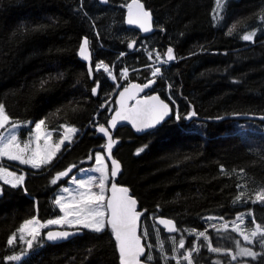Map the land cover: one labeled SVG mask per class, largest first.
Wrapping results in <instances>:
<instances>
[{
  "label": "trees",
  "instance_id": "obj_1",
  "mask_svg": "<svg viewBox=\"0 0 264 264\" xmlns=\"http://www.w3.org/2000/svg\"><path fill=\"white\" fill-rule=\"evenodd\" d=\"M129 1L0 0V104L12 120L43 119L54 130L63 124L79 128L73 142L40 170L3 160L27 175L15 188L0 181V264H120L110 228L97 233L76 227L83 233L58 243L49 242L44 229L31 249L18 238L12 245L7 241L34 217L43 223L62 214L56 194L69 177L56 184L52 179L71 165L78 170L94 163L105 145L97 126L107 125L116 109L117 83L96 65L102 61L116 73L125 65L145 66L146 56L132 51L142 39L165 57L167 48L173 49L176 59L163 65L157 86L173 113L181 115L179 121L166 120L159 131L139 134L122 125L115 134L121 138L115 156L123 166L118 181L146 210L141 222L148 230L146 255L156 252L150 262L163 264L156 249L163 243L164 256L182 257L166 264H188L183 257L199 232L210 238L211 247L228 241L209 227L213 218L232 220L253 211L264 227V201L256 200L264 192V120L235 117L264 116V0H225L219 21L213 19L216 0H142L155 17L156 30L147 37L126 26ZM251 31L254 40L244 41L242 35ZM84 37L93 50V78L78 54ZM193 110L197 117L188 122L184 117ZM158 215L176 221L175 243L156 223ZM198 243L192 264L214 259L208 240Z\"/></svg>",
  "mask_w": 264,
  "mask_h": 264
},
{
  "label": "snow or ice",
  "instance_id": "obj_2",
  "mask_svg": "<svg viewBox=\"0 0 264 264\" xmlns=\"http://www.w3.org/2000/svg\"><path fill=\"white\" fill-rule=\"evenodd\" d=\"M127 8V23L129 25L138 26L143 32L148 33L153 30L152 28V14L149 10L145 9L141 0H131L130 3L125 5ZM223 8V0H216V8L214 9L215 15L214 20L219 21L222 19L220 16V10ZM264 19V17H262ZM234 28V26H233ZM163 30V29H161ZM232 28L229 29V34L232 33ZM256 36L255 31L248 32L242 35L244 41H253ZM129 47H135V41H133ZM78 54L83 60L90 61L91 53L89 52V40L87 37L82 39V44L78 49ZM123 55V54H121ZM153 53L148 52V58H152ZM157 56L159 54L157 53ZM167 60L163 63H168L176 59L173 49L171 47L166 50ZM151 67V66H149ZM103 69L104 72L108 73L109 76H112V73L109 71V68L102 61L96 65V70ZM91 66H89V72L91 73ZM161 73L159 67H154L151 72L152 77H156ZM128 72L127 69H124L121 72V76L127 78ZM115 79V77H112ZM163 77L161 76V79ZM155 83L154 79H150L147 83L140 84H130L128 87H125L122 92L119 93V104L120 108L115 112V115L110 120L111 128L115 129L118 121H130L137 131H142L144 129H156L159 131L158 126L163 127L166 117L173 118L175 121L181 119L180 113L177 111L173 113L172 109L169 107V104L164 100L160 99L157 95H146L143 99H136L138 93L143 92L145 88H149L152 84ZM99 87L97 83L96 88H93V94H96V90ZM170 87V86H169ZM136 100L135 105L129 107L127 101ZM197 113L193 110L190 114L186 115L185 119H191L196 116ZM11 118L6 112L5 106L0 104V129H4V133H0V158H6L8 161H18L21 164L30 165L32 168L39 169L44 165H48L55 158L56 153L60 151L61 146L65 144V141H71V136L75 135L78 132V129L74 127H66L65 132L60 138L59 142L54 146L48 144V141L51 139L50 133L44 134L45 145L43 149L39 144L41 139V130L45 121L41 119L39 122L35 123V148H32V142L27 141L21 145V142L18 139L17 130L20 125L16 123H11ZM10 124V127H6ZM99 132L103 134L104 137H107V143L103 146L106 148L107 157L111 164V182L109 186V173H108V164L105 162L104 155L97 153L95 155V164L98 167L90 170L92 172L99 173V176L88 175L86 179H77L75 176L70 177V180L77 185L74 189H69L68 187L63 188L64 193H68L70 200L67 203H62L65 200L64 196H60L55 200V204L59 205L61 211L64 213L63 216H60L56 219H50L46 222L41 223L37 218L30 219L26 221L19 231L23 233L26 229H29V225H36L28 230V234L32 237L31 240H28L27 247L31 249L33 247L32 241L36 239L39 235V229L45 228L49 225H75L82 224L84 228L91 229L97 233L105 231L106 228H110L112 234L115 237L118 245L119 260L120 264H141V257L143 256L145 261H150L153 258L150 255L145 254V245L142 244V239L147 238L148 230L147 227H144L140 218L143 215V211H137L138 201L135 197L130 195V189L125 186H118L114 180L115 177L119 174L121 165L120 162L112 157L113 146L117 143L116 140L112 138L109 129L104 125L99 126ZM144 147H147L146 145ZM144 147L137 150L136 154L139 155L140 152L144 151ZM89 159H93L90 155ZM76 167L75 165L69 167L65 171L57 173L56 176L52 179L51 183L56 184L57 180L61 177H66L72 171V168ZM223 170V169H222ZM87 174L88 170H81ZM0 180H3L4 184H8L11 187L15 188L18 186H23L25 176L23 174L17 175L14 171H9L8 167H5L3 164H0ZM93 186L98 189L93 191ZM27 191L26 189H23ZM239 199V197H237ZM256 200H264V192L258 193ZM256 201H253L255 203ZM252 214L249 213V216ZM71 217V219L69 218ZM238 220L243 219V214L237 217ZM158 223L164 225L168 232H175L178 229L175 227V224L170 219L159 218ZM253 227L250 230V235H244V232L241 231L238 227L234 229L243 236L244 240L249 244L254 243V239L257 236L260 237L258 241H255L259 247L264 248V227L260 223L255 222V218H252ZM153 229L156 231V234L159 235V229L156 228V225H152ZM227 229V225L224 226ZM73 233L67 231H48L46 233V239L50 241H55L58 239L67 238ZM199 236L204 237L205 240H208V244L205 245L209 247L213 252H220V248L211 247V240L206 236L205 232H199ZM23 239V236L20 237ZM17 237L13 234L7 243L12 245L16 241ZM173 242L175 243V237H172ZM179 247L184 248V240L181 239L179 242ZM239 244V241H237ZM151 247V245H148ZM161 251H163V243L160 244ZM194 251H199L198 248L190 247L187 250V255L183 258L188 261V264H192V254ZM239 255L248 256L255 259L260 253L254 252L251 248H240ZM8 260L19 261L20 256H9ZM231 259L235 260L236 256L233 255Z\"/></svg>",
  "mask_w": 264,
  "mask_h": 264
},
{
  "label": "rangeland",
  "instance_id": "obj_3",
  "mask_svg": "<svg viewBox=\"0 0 264 264\" xmlns=\"http://www.w3.org/2000/svg\"><path fill=\"white\" fill-rule=\"evenodd\" d=\"M223 3H225V0H223ZM122 31L123 30L121 29V33H122ZM123 32H125V31H123ZM133 41H136V40L134 38L130 39V42H133ZM132 51H141L146 56L148 61L146 62L145 66H142L140 64H135V65H132V66L125 65L123 68H121L119 70L118 73H116L114 71V67L113 66H110V65L106 64L108 66V68H109V71L112 73V76H109L108 73H106V74L110 77V79L112 81L117 83L116 90L118 88H121L123 86H126L127 84H130V83L134 82L140 76L139 72H140V70L142 68H148V70H149L148 74L151 75L152 69L154 67H159L161 69V71H162L163 65H167L169 63V62L168 63H163V61L167 60V57H165V55L159 49L151 48L149 46V43H148V41L146 39H142L140 45H138ZM148 52H152L153 53L151 59L148 58ZM157 53L159 54V56H157ZM122 54L123 55H121V56H124V55H126V52H123ZM149 66H151V67H149ZM124 69H127V72H128L127 78H124L123 76H121V72ZM161 74H162V72L160 74H158L157 76L159 77V76H161ZM113 76L115 77V79L112 78ZM39 121L40 120H31V119H29V120H12L11 119L10 124L11 123H16V124L20 125L19 129L17 130V135H18L19 141L21 142V145H23L24 142L31 141L32 142V148H35V145H36L35 135H36V133H35L34 125H35V123H37ZM10 124L8 126H6V127H10ZM65 126L66 127H74L76 129H78V132H79V128L77 126H74V125H71V124H63L61 126V128H59L57 130L47 129L45 127V125H43L42 126V130H41V139L39 140V144H40L41 148L43 149V147L45 145V139H44V134L45 133H50L51 134V139L48 141V144L54 146L56 143L59 142L60 138L62 137L63 133L65 132V130H66ZM4 131H5L4 129H0V133H4ZM78 132L75 135H72L71 133H69V135L71 136V141L70 142L69 141H65V144L61 146L60 151L56 153V156L64 149L66 144L73 142V140L75 139V137L78 134ZM244 137H245V139L247 141H249V138H250L249 136L244 135ZM97 153H100L101 155H104L105 162L108 164V173H109V177H110L109 184H110V181H111V175H110L111 174V166H110V163L108 162L104 151H98V152H96V154ZM56 156H55V158H56ZM3 160H7V159L6 158H0V164H3L5 167H8L9 171H14L17 175L23 174L25 176V178H26L27 170H25L23 168H19V167H14V166H12V164H10L8 162H5ZM12 162H15V163H17V164H19V165H21L23 167L31 168V169H34V170H40V169L44 168L45 166H47V165H44L41 168L36 169V168H32L30 165L21 164L18 161H12ZM95 167H98V165L95 164V160H94L93 164L79 168L72 176H75L77 179H86L88 175H95V176L98 177L99 173L90 171V170L94 169ZM81 170H88L87 174L85 172H82ZM72 176H70V177H72ZM70 177L68 178L66 184L62 185L59 188V190L57 191V194H56V199L59 198L60 196H64L65 197V200L62 201V203H67L70 200L69 194L68 193H64L63 192V188L64 187H68L71 190V189H74V188L77 187V185H75L70 180ZM0 181L3 182V180H0ZM23 185H24V183H23ZM92 190L93 191H97L98 189H96L93 186ZM257 201L263 202L264 200H257ZM250 213L252 214L251 216H249L248 215L249 213H247V212H241L232 220H225V219L223 220V219H220V218H213L210 221L211 223L209 224V227L210 228H215V230L218 233L217 234L218 236H223V237L227 236L228 238H230L228 241L218 240L216 242L217 243L216 247L213 246L214 248H220L221 251L220 252L211 251V253L213 255H215L214 259H212L211 262H210L211 264H247L248 261H249L248 259H252V257L239 255L240 248H242V247L251 248L252 251L260 253V255H258L255 259H259V261L264 264V248L259 247L258 244L255 243V241H258L260 239V237L257 236L256 238H253L254 239V243L253 244H249L247 241L244 240L243 236H241L239 232L234 231V229L238 227L241 231L244 232V235H250V230L253 227L252 218L253 217L255 218L254 212L251 211ZM241 214H243V219L242 220H238L237 217L241 216ZM63 215H64V213L62 212V214L60 216H63ZM60 216L52 218V219L59 218ZM69 218L71 219V217H69ZM255 222L258 223L256 218H255ZM225 225H227V229H225V227H224ZM32 227H36V225H29V229H31ZM76 227H83V225L82 224H75V225H71V226L67 225V224H65V225H49V226H47L45 228L39 229V235H37L36 239L33 240V241H36V240H38L40 238V236L42 235L41 233L43 232L44 229L48 230L50 228H76ZM210 228H208L207 230H210ZM29 229H26L23 233H21L19 231L16 234V237L20 240V243L22 245H24V246H27L26 242L28 240L32 239V237L28 234V230ZM154 234H155V231H154ZM21 235L23 236V239L20 238ZM172 237H175V235L174 234L173 235H169L167 237V239L171 241ZM201 238L202 237L198 235V238L196 239L195 244H194L195 248H199L198 241L201 240ZM233 240L236 242V246L233 244V242H234ZM237 241H239V244H237ZM223 243L228 244L227 245L228 248L224 247L226 245H223ZM156 249L160 250V254L163 256V258H162V263L163 264H166L167 263V259H169V258L170 259L173 258L174 261H176V262H179L182 259L181 256H179V255H177L175 253L172 254V255H165L164 256L163 255V251H161V249H160V245ZM153 255H156V252L151 251L150 256L152 257ZM233 255L236 256L235 260L231 259V257Z\"/></svg>",
  "mask_w": 264,
  "mask_h": 264
},
{
  "label": "water",
  "instance_id": "obj_4",
  "mask_svg": "<svg viewBox=\"0 0 264 264\" xmlns=\"http://www.w3.org/2000/svg\"><path fill=\"white\" fill-rule=\"evenodd\" d=\"M100 2H101L102 4H104V5H106V4L109 3V0H100ZM130 2H131V0H130L128 3H130ZM141 3L144 4L146 10H149V9L146 7L145 3H144L142 0H141ZM149 11H150L151 14H152V28H153L152 31H150V32H148V33H145V32H143L141 29H139L138 26H135V25H129V24L127 23V11H126V14H125V24H126V26H127L128 28H132V29H135V30L139 31L143 37L150 36L151 34H153V33L155 32L156 27H155V17H154V14H153V12H152L151 10H149ZM87 39L89 40V52L91 53V60H90V61H85V60H83V58H81V59H82L83 61H85L86 63H88V68H89V66H91V69H92V65H91V64H92V59H93V50H92V47H91V44H90V39H89L88 37H87ZM81 44H82V43H81ZM135 46H136V43H135ZM131 48L134 49L135 47H131ZM170 62H171V61H170ZM91 76H92V78H93V70H91ZM133 83L143 85V83H140V82H138V81H134V82H132V83H130V84H133ZM130 84H128L127 86H124V87L120 88V89L118 90V92L115 94L116 109H115L114 112L112 113V116L110 117V119H109L107 125H105V124H99V125L97 126V133H98L99 135L103 136V134L100 133L98 129H99V126H100V125H104L106 128L109 129V132L111 133L112 138H113L114 140L117 141V143L113 146V149H112V157L120 162L121 169H120L119 174L115 177L114 182H115L118 186H125V187H128V188L130 189V195H132L133 197H135L136 200L138 201L137 211H142L143 209L141 208L140 202H139L138 198H137L135 195H133L131 188H130L128 185H126V184H121V183H119V181H118L119 178H120V176H121V173H122V171H123V166H122V162L120 161V159L117 158V157L115 156V150H116V147H117V145L121 142V138L115 136V134H116L117 129H118L120 126H122V125H129V126H131L132 129H133L136 133H139V134L144 133V132H147V131H150V130H152V129H144V130H142V131H137V130H136V127H135L130 121H118L116 128L113 129V128H111L110 123H109L110 120H111V118L115 115V112L118 111L119 108H120V104H119V100H120L119 93L122 92V91L124 90V88H125V87H128ZM144 84H145V83H144ZM151 87H152V85H151L149 88H145L143 92L138 93L136 99H143L146 95H157V96L160 97V99H162V100H164L166 103H168V104H169V107L172 109L171 104H170L166 99H164L159 93H157V92H155V93H151V94L149 93V90L151 89ZM96 93H97V90H96ZM127 103H128V106L131 107V106L135 105L136 100H135V99H133V100H129V101H127ZM172 111H173V109H172ZM196 117H197V115L194 116V117H192L191 119H188V122H191V121L194 120ZM235 117H245V118H249V119H263V120H264V116H260V115H240V116H237V115H236ZM169 118H170V117H166V118H165V121L168 120ZM199 119H203V118H199ZM103 137H104V136H103ZM104 138H105V144H106V143H107V137H104ZM104 152H105L106 158H107V160H108V157H107V154H106L107 150H106L105 147H104ZM108 162L110 163L109 160H108ZM71 166H73V165H71ZM71 166H69V167H71ZM110 166H111V164H110ZM69 167H67L66 169H68ZM66 169H65V170H66ZM65 170H63V171H65ZM75 171H76V167L72 168V171H71V172L68 174V176H66V177L71 176L73 173H75ZM111 182H113L112 179H111V181H110V184H111ZM110 184H109V186H110ZM0 194H1V191H0ZM143 215H144V211H143ZM143 215H142L141 218H140V222H142ZM159 218H164V219H170V220H172V221L174 222V224H175V227L178 229L177 223H176V221H175L174 219H172V218H170V217H167V216H164V215H158V216H156V218H155L156 223L158 224V226H159L160 228H163L167 233H169V234H174V233L177 232V231H175V232H168V231L166 230V227H165L164 225H160V224L158 223V219H159ZM48 231H53V232H57V231H67V232L73 233L72 235H70V236L67 237V238L58 239V240H55V241H50V240H48V241L51 242V243L63 242V241H66V240H69V239L75 237V236L78 235V234H82V233H83V229H80V228H50V229H48V230L46 231V233H47ZM114 238H115V237H114ZM116 243H117V241H116ZM142 244L145 245V254H146V253H147V245L145 244L144 239H142ZM117 247H118V245H117ZM140 259H141V264H155V263H152V262H150V261H145V259H144L143 256H142Z\"/></svg>",
  "mask_w": 264,
  "mask_h": 264
},
{
  "label": "flooded vegetation",
  "instance_id": "obj_5",
  "mask_svg": "<svg viewBox=\"0 0 264 264\" xmlns=\"http://www.w3.org/2000/svg\"><path fill=\"white\" fill-rule=\"evenodd\" d=\"M135 43H136V41H135ZM145 70H148V68H142L141 70H140V76L138 77V79H136L135 81H138V82H140V83H147L150 79H154L155 80V83L154 84H152V87H151V89L149 90V93L151 94V93H155V92H157L158 93V90L160 89L157 85H158V83H159V79H158V76L157 77H152L151 75H149L148 74V76H144L143 74H144V71ZM249 261H248V263L247 264H255L256 262V259H248ZM254 260V261H253ZM202 262V263H201ZM201 262L200 263H198V264H211L210 262H211V260H204L203 258H202V260H201ZM209 262V263H208ZM253 262V263H252ZM257 264H263V263H261L260 261H259V259H257Z\"/></svg>",
  "mask_w": 264,
  "mask_h": 264
},
{
  "label": "bare ground",
  "instance_id": "obj_6",
  "mask_svg": "<svg viewBox=\"0 0 264 264\" xmlns=\"http://www.w3.org/2000/svg\"><path fill=\"white\" fill-rule=\"evenodd\" d=\"M124 87V86H123ZM232 244V243H231ZM234 244V243H233ZM233 247V246H232ZM202 263V262H201Z\"/></svg>",
  "mask_w": 264,
  "mask_h": 264
}]
</instances>
